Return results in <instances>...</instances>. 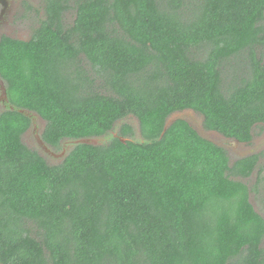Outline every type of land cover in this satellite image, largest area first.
I'll use <instances>...</instances> for the list:
<instances>
[{
    "label": "trees",
    "instance_id": "1",
    "mask_svg": "<svg viewBox=\"0 0 264 264\" xmlns=\"http://www.w3.org/2000/svg\"><path fill=\"white\" fill-rule=\"evenodd\" d=\"M38 17L0 39V264H264V154L164 130L190 110L242 143L264 128V0H44ZM35 115L48 147L71 143L62 161L23 141Z\"/></svg>",
    "mask_w": 264,
    "mask_h": 264
},
{
    "label": "flooded vegetation",
    "instance_id": "2",
    "mask_svg": "<svg viewBox=\"0 0 264 264\" xmlns=\"http://www.w3.org/2000/svg\"><path fill=\"white\" fill-rule=\"evenodd\" d=\"M17 1V2H16ZM25 4V10L28 9L29 11L32 10V6H30V2L31 0H0V33L1 32H9L11 30L8 28H4L6 26H8L9 22H14V23H19L22 22L24 17L26 16L25 14H20V12L17 13V5H19V3ZM44 1V0H43ZM12 14V16H11ZM12 19H14V21H12ZM37 24L34 26L36 27ZM3 35L0 34V39ZM5 36H8L10 38H14V39H21V40H27L24 38H17L14 36H11L9 34H5ZM29 39V38H28ZM9 105L7 96H6V89L4 86V80L1 78L0 76V111H3L6 109V107ZM189 115H195L196 112H192L191 110L188 111ZM185 120V119H184ZM186 121V120H185ZM202 124V123H201ZM44 126V121L38 116L35 115V117L31 118V125L30 127L25 131V133L22 135V139L23 141L26 143L27 146L31 147L32 149L37 150V152H39L41 155H43L44 157H48V158H52V159H56V163L60 162L63 160V158L65 157V155L67 154L68 150L71 148L70 144L68 141H65L66 143L63 144L62 148L56 152H54L53 149H51V147H48L46 145L47 148H49L51 150V152L54 153H63L61 156H53L50 155L48 153H46L39 145L37 142V138L40 137L41 132H42V128ZM202 129H199L198 131L202 132V134H204V138L218 144L221 146H224L228 151L229 154L232 158H235L236 156L242 157L244 152L242 153L244 147L242 145V142H238L236 141V139H232V138H228L223 136L220 132H217L215 130H209L206 128H203V126L201 125ZM252 134L254 132V128H252ZM31 134V135H30ZM41 138V137H40ZM256 140V148L254 150V152H251L249 154H253V153H262L264 154V133L260 136H257L255 138ZM234 140V141H231ZM30 143H33V145H31ZM227 143H233L235 145V147H239L240 152H236L235 154H231L233 153L231 150H229L230 148L227 146ZM261 143V145L259 146V144ZM234 149V148H232ZM248 153V152H247ZM233 155V156H232ZM245 155V154H244Z\"/></svg>",
    "mask_w": 264,
    "mask_h": 264
},
{
    "label": "rangeland",
    "instance_id": "3",
    "mask_svg": "<svg viewBox=\"0 0 264 264\" xmlns=\"http://www.w3.org/2000/svg\"><path fill=\"white\" fill-rule=\"evenodd\" d=\"M17 2V1H16ZM25 4H22L21 1L19 3V5H17V13L20 12V14H25L26 16L24 17L22 22L19 23H14V22H9L8 26L4 27V28H8L11 30L9 32H1V35H5V34H9L11 36L17 37V38H24V39H28L31 37L32 34V29L34 28V26L37 24V22H39V15H42L43 12V0H31L30 2V6H32V10H25ZM12 16V14H11ZM66 18H67V22L68 23H72L73 22V16H71L69 14V12H66ZM12 21H14V19H12ZM178 113L182 114V116H184L185 118H189L192 123L194 125H196L197 129H202L201 128V123L203 121V116L196 113L195 115H189L188 111H178ZM180 114V115H181ZM132 121V120H129ZM263 124H260V126L255 127L254 128V132L252 134V139L248 142V143H242L244 149L242 151V153L244 152L245 155H248L251 152H254L255 150V146H256V137L260 136L264 133V128L262 127ZM31 135V134H30ZM234 141V140H231ZM237 141V140H236ZM239 142V141H238ZM31 145H33V143H30ZM261 145V143L259 144V146ZM227 146L230 148L229 150H231L233 153L231 154H235L236 152H240L239 147H235V145L233 143H227ZM234 148V149H232ZM236 151V152H235ZM251 151V152H250ZM56 152V151H54ZM248 152V153H247ZM243 154V156H245ZM233 156V155H232ZM49 162L52 163H56V159H52V158H48ZM264 160L263 156H259V161L262 162ZM255 177V176H254ZM252 180V177L247 179V181ZM261 194H264V183H263V187H261ZM255 201V200H254ZM253 199L251 200V203L255 206V209L258 210V212H260V210L258 209V207L256 206V204L254 203ZM261 208V207H260ZM263 211H261L260 213H262Z\"/></svg>",
    "mask_w": 264,
    "mask_h": 264
},
{
    "label": "water",
    "instance_id": "4",
    "mask_svg": "<svg viewBox=\"0 0 264 264\" xmlns=\"http://www.w3.org/2000/svg\"><path fill=\"white\" fill-rule=\"evenodd\" d=\"M21 112H24L25 110H23V109H21L20 110ZM25 112H27V111H25ZM181 114V113H180ZM179 113H178V111H176V112H174V113H172L169 117H168V119L166 120V123H165V126H164V130H166V128L175 120V119H178V118H182V119H185L188 123H189V125L191 126V127H193L201 136H205L204 134H202V132L200 131H198V129H197V127H196V125H194L193 123H192V121L189 119V118H185L184 116H182V114L180 115ZM37 142H38V145L46 152V153H48V154H50V155H53V156H61L63 153H60V154H58V153H54V152H51V150L49 149V148H47L46 147V145L44 144V142H43V140L40 138V137H38L37 138ZM74 144H79V143H87V144H97L98 143V139L97 138H95V137H81V138H77V139H75V140H73L72 141Z\"/></svg>",
    "mask_w": 264,
    "mask_h": 264
}]
</instances>
